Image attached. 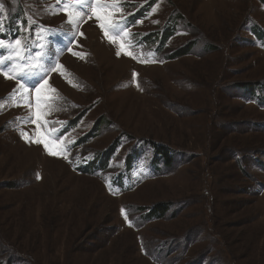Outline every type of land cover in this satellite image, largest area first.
<instances>
[{
  "label": "rangeland",
  "instance_id": "1",
  "mask_svg": "<svg viewBox=\"0 0 264 264\" xmlns=\"http://www.w3.org/2000/svg\"><path fill=\"white\" fill-rule=\"evenodd\" d=\"M64 2L0 0L24 45L0 70V264H264V0H117L137 59ZM37 53L47 75H3ZM40 77L64 155L22 135Z\"/></svg>",
  "mask_w": 264,
  "mask_h": 264
},
{
  "label": "snow or ice",
  "instance_id": "2",
  "mask_svg": "<svg viewBox=\"0 0 264 264\" xmlns=\"http://www.w3.org/2000/svg\"><path fill=\"white\" fill-rule=\"evenodd\" d=\"M91 6V15L89 19L95 17L96 21L98 22V26L104 32L105 37L113 44H116L117 52L116 55L120 56L122 53L128 56H131L133 59H137V57L131 52L128 51L129 45L124 43L123 39H117V36L123 32V25L114 19L116 12L119 11V5L117 0H95L94 5H89V0H65L61 11L65 13L67 16V21L70 25H75L79 27V21L83 16V12L79 9L86 8ZM3 10V4H0V11ZM2 30V29H0ZM115 34V35H113ZM82 36L83 33H80ZM127 36V33L123 34ZM0 48H7L12 49L14 52L13 55H9L0 59V70L3 67H7L6 61H11L13 59H23V41L20 39H16L12 43L5 44L3 41H0ZM69 51H72L69 49ZM74 55H82L81 53L74 52ZM141 62H147L146 60H141ZM60 69L63 68L62 65L58 66ZM43 71L45 75H47V69H45L42 63V54L37 53L35 57L31 58L27 64L21 65L19 63H14L11 65V68L8 72H3L8 79H17L19 78L21 81H24L25 77H30L33 75H39V72ZM61 75H64V72H61ZM137 74L134 72L133 77ZM71 83V81H69ZM139 87V84H137ZM35 91V111L34 116L35 119H32L31 116L25 117V120H32L34 124H36V128L32 133V136H29L28 133L22 132V135L26 140L29 142H35L37 144H42L46 151L51 155H64L65 153V145L63 142L58 143V137L56 139H50L49 137H55L56 131L55 129H47L42 128L41 124H47V121H43L42 118L46 115L45 108L48 107V100L52 99L51 97L47 96L46 93L48 91L56 92L55 89H51L47 79L40 77L36 84L32 86ZM19 91L21 94H25L23 98L27 101L28 97L26 94L29 93V88L26 87V82H22L18 85L17 89L13 90L15 94ZM11 98V96H10ZM29 107H31V103H29ZM56 123V122H53ZM34 137V141L32 139ZM65 158H67L65 156ZM123 211V210H122ZM125 219L127 216L125 215Z\"/></svg>",
  "mask_w": 264,
  "mask_h": 264
},
{
  "label": "trees",
  "instance_id": "3",
  "mask_svg": "<svg viewBox=\"0 0 264 264\" xmlns=\"http://www.w3.org/2000/svg\"><path fill=\"white\" fill-rule=\"evenodd\" d=\"M8 32H10V34H7ZM0 35L4 38V37H10L12 39L16 38L19 36V30L17 27H15L13 30L10 29V23L9 22H5L2 30H0ZM151 39V37L149 38ZM79 141V140H77ZM157 153H159L160 155H162L163 157H165V161L167 163L170 162V156H168V154H166V152L162 151V150H156ZM167 205H163L162 207L158 206L157 209H155L153 212H152V209H150V212H152L153 214L151 215H164L167 211Z\"/></svg>",
  "mask_w": 264,
  "mask_h": 264
},
{
  "label": "bare ground",
  "instance_id": "4",
  "mask_svg": "<svg viewBox=\"0 0 264 264\" xmlns=\"http://www.w3.org/2000/svg\"><path fill=\"white\" fill-rule=\"evenodd\" d=\"M14 83V82H13Z\"/></svg>",
  "mask_w": 264,
  "mask_h": 264
}]
</instances>
